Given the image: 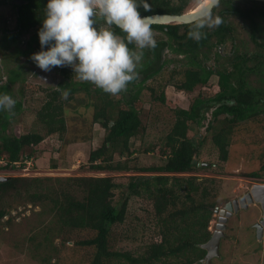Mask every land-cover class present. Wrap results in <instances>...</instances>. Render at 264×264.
I'll use <instances>...</instances> for the list:
<instances>
[{
  "label": "trees",
  "instance_id": "obj_1",
  "mask_svg": "<svg viewBox=\"0 0 264 264\" xmlns=\"http://www.w3.org/2000/svg\"><path fill=\"white\" fill-rule=\"evenodd\" d=\"M192 2L193 0H147L150 9L145 11L141 7L140 11L147 16L182 14ZM46 4L47 0H28L24 6L18 7L16 26L11 30L8 29V19L0 15V48L4 47L5 50L13 45L11 52L14 57L35 52L34 44L36 50L40 51L38 30L45 18ZM213 14L220 17V24L202 29L199 40L182 32H189L192 24L151 25L153 30L167 35L168 40L156 39L155 48L143 49L142 60L136 69L138 76L128 83L131 88L136 87L134 93L127 87L113 95L90 81L73 82L72 74L66 68L56 66L53 68L59 70L66 80L59 83L60 90L55 89L47 96L46 103L38 113V123L43 127L41 132L31 131L21 136L6 133L13 114L0 111L1 170L16 172L24 158L33 159L36 156L37 146L46 138L63 141L68 128L65 109L68 103L61 98L62 90L70 94L67 102H78L77 106L69 105L74 110L81 107L93 110L92 124L97 123L104 130L102 143L98 147H92L88 154V168L118 173L138 170L125 176L123 180L118 175L55 179L11 176L7 182L0 184V224L12 209L20 206L29 204L50 207L59 234L80 230L92 232L91 237L75 243L93 250L87 264H201L200 260L206 255L201 245L211 237L209 227L219 205L222 186L217 178H200L195 175L198 170L205 168H200L202 162L199 160L206 142L200 126L211 111L212 120L207 126V134H211L208 137L212 149L218 151L220 160L227 162L231 138L239 124L246 119L260 120L259 117L264 114V81L258 88L251 87L248 83L253 75L260 78L264 76V2L220 0V4L213 9ZM230 18L240 21L242 27L249 31L250 40L259 47L258 51L252 55L238 51ZM96 19L98 27L100 23H106L102 17ZM111 27L115 33L125 37L126 34L121 29L115 25ZM33 30L36 32L32 39L35 42L27 41L26 49H23V35ZM228 41L235 43L233 54L227 59L230 70L226 66L223 70H217L207 63L202 65V56L208 55L213 47L219 48ZM17 45H20V49ZM163 46L171 47L173 54L184 56L190 65L183 72V79L174 85L178 90L193 93L198 86H206L213 75L219 78V89L208 96H199L188 109L174 110L176 120L158 144L165 162L138 169L129 165L128 161H116L115 158L116 155L123 158L134 154L131 151V140L143 128L140 94L144 86L149 88L146 83L156 78L164 67L160 65V48ZM129 47L139 51L134 43L129 44ZM9 54L8 51L7 56ZM217 54L220 56L219 50ZM9 73L10 80L14 81L22 71L16 67ZM150 90L154 91V88ZM81 91L85 94H80L77 99V93ZM155 100L164 103V93L155 97ZM80 118L83 120L84 115H80ZM82 132L81 129L79 133ZM155 146L156 144L145 152H154ZM34 147L35 149H30ZM27 150H30L28 156L25 154ZM57 164L54 161L50 167L55 169ZM206 168L209 169L210 166ZM246 176L264 177L260 173H246ZM132 197L151 202L156 212L154 241L138 247L136 252L112 247L113 230L125 223Z\"/></svg>",
  "mask_w": 264,
  "mask_h": 264
},
{
  "label": "rangeland",
  "instance_id": "obj_2",
  "mask_svg": "<svg viewBox=\"0 0 264 264\" xmlns=\"http://www.w3.org/2000/svg\"><path fill=\"white\" fill-rule=\"evenodd\" d=\"M201 1L193 0L188 7L189 10L196 8ZM9 10V8H0V15L9 16ZM213 16L215 17L214 14ZM230 21L233 23V31L236 34L235 43L238 46V51H245L251 55L258 51L259 47L250 40V33L242 27L241 22L231 18ZM8 26H15L13 17L10 18ZM35 33L34 30L27 33L24 40L35 42L32 40ZM153 33L159 36V40L167 39V36L161 32L153 30ZM235 43L228 41L226 44L220 45L219 48L213 47L212 51L202 60L211 68L223 70L226 66L230 70L227 59L232 56ZM12 46L10 45V48H6L4 52L0 53V83L2 85L7 84L9 72L16 67L23 72L21 79L11 86L18 102L20 99L21 107H14L6 133L21 136L31 131L41 132L43 127L37 121L38 111L46 103L47 96L55 89L60 88L59 83L66 80V77L55 69L45 72L32 63L31 55L38 52L35 44L33 45L35 52L30 51L29 54H26L27 57L25 55L14 57L13 52H11ZM16 47L20 49V45ZM23 49L26 47L23 46ZM218 50L221 53L220 56L217 54ZM8 51L10 54L7 59L3 58ZM166 58L169 62L163 67L160 74L146 83L150 89L154 88V91L144 86L140 94L141 106L139 107L143 128L137 137L131 140V151L134 154L125 155L123 158L116 155L115 158L116 161H128V164L134 168L162 165L165 160L161 157L158 144L168 134L176 120L174 110L188 109L199 96H208V94L217 91L219 78L216 75L210 78L206 86L195 88L193 93L178 90L174 85L183 79V72L188 67L190 68V65L184 56L170 53ZM64 68L72 74L73 82L82 81L75 75L71 67L65 66ZM263 79L264 76L260 78L258 75H253L248 83L251 87L258 88V86L263 85ZM153 81L157 82L151 84ZM130 85L127 87L132 89L134 93L136 87L131 88ZM163 93L165 102L156 101L155 97H159ZM80 94L85 93L83 91L78 92L77 99ZM69 96V93L62 90L61 98L68 103L65 106L68 128L63 141L46 138L37 146L36 156L33 157L29 169H27V164L23 163L15 174L9 172L11 174H6V176L50 177L55 179L59 177L118 175L122 176L123 180L125 176L138 172L136 169L127 173L100 172L88 168V154L92 147H98L102 143L104 130L99 124H92L93 110L83 107L74 110L69 106L78 105V102H67ZM80 115H84L83 120ZM259 119L253 121L246 119L239 124L231 138L228 162L220 160L218 151L212 149V143L208 137L211 134H207L206 130L212 120L211 111L207 113L206 119L200 126V132L206 137V142H204L199 160L202 162L200 168H205L198 170L195 175L200 178L212 177L220 180L219 184L222 188L220 199H218L219 205H225L233 197L243 193L244 186L249 184L245 180L249 178L246 173L259 170H262V174L264 173V114ZM81 129L83 132L80 134ZM155 144L154 152H145ZM30 149L33 150L35 147ZM29 151L25 152L27 156ZM54 161L58 163V166L52 169L50 166ZM28 163L30 164V162ZM209 166L210 168L207 169L206 167ZM24 167L25 170H23ZM53 215L50 207L44 206L37 207L28 204L12 209L11 213L0 224V264H83V262L87 264L93 250L77 246L75 243L91 237L92 232L80 230L59 234ZM251 216L249 212L245 211H242L240 215L238 214L233 223V231L229 232L232 239L227 241V244L225 242L226 250L222 252V258L213 260V264L264 263V255L261 249H256L259 243L254 238L256 237L255 229L251 225L261 215H255L253 219ZM155 219L156 212L151 202L132 197L125 223L116 226L113 230L112 247L136 252L138 247L153 242L156 233ZM56 250L58 251L56 252Z\"/></svg>",
  "mask_w": 264,
  "mask_h": 264
},
{
  "label": "clouds",
  "instance_id": "obj_3",
  "mask_svg": "<svg viewBox=\"0 0 264 264\" xmlns=\"http://www.w3.org/2000/svg\"><path fill=\"white\" fill-rule=\"evenodd\" d=\"M219 4L220 0H207L195 13L191 30L182 32L201 39L202 29L220 24V17L213 16ZM141 7L150 9L147 0H47L45 18L38 30L41 50L30 59L45 72L56 66L71 67L79 79L94 83L104 92L119 94L137 78L143 49L157 46L149 17L141 14ZM97 17L121 29L125 37L111 27H98ZM133 43L139 51L129 47ZM15 104L10 94H0V111L11 112ZM23 160L18 166L26 163L29 169L33 159ZM9 172L0 170V176L11 178L6 176Z\"/></svg>",
  "mask_w": 264,
  "mask_h": 264
},
{
  "label": "flooded vegetation",
  "instance_id": "obj_4",
  "mask_svg": "<svg viewBox=\"0 0 264 264\" xmlns=\"http://www.w3.org/2000/svg\"><path fill=\"white\" fill-rule=\"evenodd\" d=\"M28 2V0H0V8L2 9V8H9L10 10V13L8 14L9 16H5L6 18H8V22H10V18H14L15 19V26H16V21H17V11H18V7H20V6H24V4H26ZM215 15V14H214ZM233 19V18H232ZM237 20V19H236ZM15 26L14 27H10L9 26V28L8 29H13V28H15ZM106 27H111V26H109V25H107V23H100V28H106ZM112 28V27H111ZM158 32H161V31H158ZM162 33V32H161ZM27 34V33H26ZM25 34V35H26ZM164 34V33H163ZM25 35H23V37H22V39H23V43H24V47H26V42L27 41H25L24 40V37H25ZM167 36V35H166ZM154 37H155V39H157L158 41H161V40H163V41H165V40H168V37H166L167 39H160L159 40V36H156V35H154ZM40 44V43H39ZM40 48H41V45H40ZM160 49H162L161 51H162V59H161V63H160V65H163V66H165L169 61H167V56L170 54V53H173V51H172V48L171 47H169V46H163V48H160ZM5 50H6V48H5ZM4 50V47H1L0 48V53L3 51H5ZM169 53V54H168ZM175 55V54H174ZM7 56V53L4 55V57L3 58H5ZM25 57H27V56H25ZM203 56L201 57V59H200V62L202 63V65H204L203 63H205L203 60ZM54 69V68H53ZM56 70V69H55ZM57 71H59V70H57ZM0 72H1V69H0ZM23 73V72H22ZM22 73L14 80V81H11L10 80V76H11V73H9V76H8V82H7V84H4V85H2V83H0L1 85H0V94H3V93H8V94H10L14 99H15V101H16V104H15V106L14 107H21V102H20V99H19V102H18V100L15 98V95L13 94V92H12V90H11V86H12V84L13 83H16V81H18V80H20L21 79V77H22ZM217 76V75H216ZM58 89V88H57ZM61 88H59V90H60ZM217 89H219V87H218V84H217ZM15 108V109H16ZM17 110V109H16ZM40 112V110L38 111V113ZM11 113L13 114V110L11 111ZM37 116H38V114H37ZM37 121H39V119L37 118ZM262 172V170H259V171H254V172H249V173H260V174H262L261 173ZM262 176H264V173L262 174ZM249 184H246L245 186H244V191H243V193H241V195L240 196H235V197H233L231 200H229V201H234V200H237V199H240L241 197H245L246 195H247V193H249V191L251 190V188L254 186V185H264V177H249L248 178V180L247 179H245ZM228 201V202H229ZM222 207H225V205H218L217 207H216V209H215V212H214V220H212V226H210V229H211V237L213 236V234L217 231V228H218V226H225V229H224V231H223V233H224V237H222L221 238V246H220V253H221V256L220 257H215V258H213L212 259V261L213 260H216V259H221L222 258V252L224 251V250H226L225 249V242H226V244H227V241H229L230 239H232L231 238V236L229 235V232H232L233 231V223L235 222V218H237L238 217V214L240 215L241 213H242V211H245V212H249V214L250 215H252L251 216V218L253 219L254 218V216L255 215H261V216H259L258 218V220L256 221V220H254L255 222H253L251 225H252V227L255 229V236L256 237H254L255 239H256V241L259 243V246L256 248L257 250H260L261 249V251H262V254L264 255V227L262 228V237H257V233H258V228H257V224H259L263 219H264V212L262 211V207H261V205L260 204H258V203H254V204H250L249 205V207L247 208V209H243V208H240V210H239V212L238 213H235V212H233V215L231 216V217H228L227 218V222L225 223V224H223V223H221V219H222V221H223V219H224V216H221L220 215V211H218V208H222ZM237 220V219H236ZM214 221H215V223H214ZM211 237H210V239H211ZM240 237V236H239ZM209 239V240H210ZM208 240V241H209ZM207 241V242H208ZM206 242V243H207ZM264 264V263H263Z\"/></svg>",
  "mask_w": 264,
  "mask_h": 264
},
{
  "label": "water",
  "instance_id": "obj_5",
  "mask_svg": "<svg viewBox=\"0 0 264 264\" xmlns=\"http://www.w3.org/2000/svg\"><path fill=\"white\" fill-rule=\"evenodd\" d=\"M264 2V0H255ZM198 7V6H197ZM196 8L188 10L182 14H153L148 15L150 25H165V26H174V25H184L192 23L194 19V15L196 12ZM113 124V123H112ZM111 124V125H112ZM10 177L0 176V183L7 182ZM258 203L262 207V211L264 212V185H254L249 193L245 197H241L240 199L229 201L225 204V207L218 208L220 211V215L224 216V219L221 223L225 224L227 222V218L233 215V212L238 213L240 208L247 209L250 204ZM264 227V219L257 224L258 233L257 237H262V228ZM225 226H218L217 231L213 234L211 239L201 245V248L206 251V255L203 259L200 260L201 264H213L212 259L215 257H220V246H221V238L224 237Z\"/></svg>",
  "mask_w": 264,
  "mask_h": 264
},
{
  "label": "bare ground",
  "instance_id": "obj_6",
  "mask_svg": "<svg viewBox=\"0 0 264 264\" xmlns=\"http://www.w3.org/2000/svg\"><path fill=\"white\" fill-rule=\"evenodd\" d=\"M206 2H207V0H202V1L200 2V4L198 5L197 9H195V11H199L200 8L203 6V4L206 3Z\"/></svg>",
  "mask_w": 264,
  "mask_h": 264
}]
</instances>
